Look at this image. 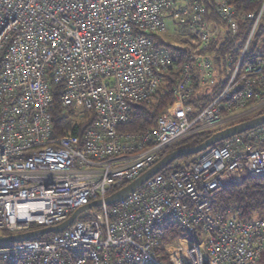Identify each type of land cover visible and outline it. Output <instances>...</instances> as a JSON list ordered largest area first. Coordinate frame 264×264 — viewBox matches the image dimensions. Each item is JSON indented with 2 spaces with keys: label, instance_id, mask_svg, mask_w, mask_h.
I'll return each mask as SVG.
<instances>
[{
  "label": "built area",
  "instance_id": "2783aa9c",
  "mask_svg": "<svg viewBox=\"0 0 264 264\" xmlns=\"http://www.w3.org/2000/svg\"><path fill=\"white\" fill-rule=\"evenodd\" d=\"M213 2L0 0V236L102 202L62 232L0 245V264H264V219L213 205L225 187L264 178V125L105 203L184 138L264 109V0L251 13ZM167 13L190 34L180 64L152 38L168 36ZM169 73L172 103L149 129L130 130L132 106ZM219 82L207 104H190ZM55 98L92 117L81 136L53 137Z\"/></svg>",
  "mask_w": 264,
  "mask_h": 264
},
{
  "label": "trees",
  "instance_id": "16d2710c",
  "mask_svg": "<svg viewBox=\"0 0 264 264\" xmlns=\"http://www.w3.org/2000/svg\"><path fill=\"white\" fill-rule=\"evenodd\" d=\"M202 1L207 4L208 8L212 9V6L214 4L213 0ZM228 1L230 2V4L236 6L240 11L246 13L258 11L263 3V0ZM262 27L264 28V18ZM152 38L155 41H159V38L156 36H153ZM161 44L166 46L169 50L173 52V54L178 60V64H180L186 59L188 55L187 49L168 43ZM212 47H214V45H212ZM175 81V73H169L165 75L162 86L158 91L155 92V94L151 97L148 102H140L132 106L135 114V122L132 128H130V130H135L137 128L145 130L153 126L156 117L167 105L171 104L173 101L172 87ZM222 87L223 83L219 82L216 86L211 87L210 95H203L199 93L196 98L190 101V104H192L194 107H196L199 102L207 104L216 94L219 93ZM50 111L52 114L53 137L68 134L81 136L82 133L89 127L92 121V117L90 115H85L82 118L78 112L61 108L58 105L56 98L52 103ZM262 114H264V109L256 112L251 116H247L242 119L229 122L223 127L190 135L170 147L166 151L165 155L175 149L196 146L202 143L207 138H209L213 133L218 130H221L227 126H231L242 121H246L248 119H252ZM195 157L196 156L184 157L178 159L177 161L189 160ZM169 170L170 168H167L164 172H168ZM213 205L215 210L221 212L227 210L230 207L238 208L241 211L243 220L245 221L253 219H264V178H250L243 181L242 183L225 187L215 196L213 200ZM178 235L180 234L178 233ZM48 236L38 237L36 239H42Z\"/></svg>",
  "mask_w": 264,
  "mask_h": 264
},
{
  "label": "water",
  "instance_id": "95a60500",
  "mask_svg": "<svg viewBox=\"0 0 264 264\" xmlns=\"http://www.w3.org/2000/svg\"><path fill=\"white\" fill-rule=\"evenodd\" d=\"M264 125V114L254 117L252 119H248L246 121H242L236 123L231 126H227L221 130L216 131L213 133L209 138L204 140L202 143L192 146V147H185L179 148L171 151L170 153L166 154L155 166L151 169L146 171L142 174L139 178H137L132 183L125 186L123 189L119 190L118 192L112 194L111 196L107 197L105 200L106 204H112L117 200L127 196L131 192L135 191L137 188L142 186L148 179H150L155 174L161 172L166 167L174 163L180 158L190 157V156H197L203 152H205L210 147L217 145L233 136L243 134L247 131L253 130L257 127ZM102 204L101 201H96L92 203L90 206H84L78 210H76L65 222L62 224L51 227V228H44L38 229L34 231H30L23 234L12 235V236H0V245H8L13 243L24 242L28 240H32L38 237H44L49 234L59 233L66 229L72 222L76 219L77 215L82 212L83 210L97 207Z\"/></svg>",
  "mask_w": 264,
  "mask_h": 264
},
{
  "label": "rangeland",
  "instance_id": "374dc122",
  "mask_svg": "<svg viewBox=\"0 0 264 264\" xmlns=\"http://www.w3.org/2000/svg\"><path fill=\"white\" fill-rule=\"evenodd\" d=\"M176 2H182L183 0H175ZM164 22L167 28V35L166 37H161L159 36L158 38L160 41H163L164 43H168L170 38H180L181 40L188 39L190 37L189 31L187 29V26L179 25L177 23H173L171 21V14L167 13L166 17L164 18ZM174 40V39H173ZM158 41H155V44H157ZM179 45L180 42H179ZM178 161L174 162L172 165H170L168 168L171 166L177 164ZM261 261H264V254L261 256Z\"/></svg>",
  "mask_w": 264,
  "mask_h": 264
},
{
  "label": "crops",
  "instance_id": "0c3cea01",
  "mask_svg": "<svg viewBox=\"0 0 264 264\" xmlns=\"http://www.w3.org/2000/svg\"><path fill=\"white\" fill-rule=\"evenodd\" d=\"M179 42H180V44L182 43V45H183V42L181 41L180 38H170L168 43L179 46Z\"/></svg>",
  "mask_w": 264,
  "mask_h": 264
}]
</instances>
